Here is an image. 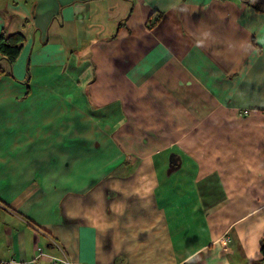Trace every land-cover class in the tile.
Returning a JSON list of instances; mask_svg holds the SVG:
<instances>
[{
	"label": "crops",
	"instance_id": "1",
	"mask_svg": "<svg viewBox=\"0 0 264 264\" xmlns=\"http://www.w3.org/2000/svg\"><path fill=\"white\" fill-rule=\"evenodd\" d=\"M0 262L264 264V0H0Z\"/></svg>",
	"mask_w": 264,
	"mask_h": 264
},
{
	"label": "trees",
	"instance_id": "2",
	"mask_svg": "<svg viewBox=\"0 0 264 264\" xmlns=\"http://www.w3.org/2000/svg\"><path fill=\"white\" fill-rule=\"evenodd\" d=\"M23 39L19 34H14L5 38L0 34V56L6 59L9 63L13 62L20 53ZM5 73V70L0 67V76ZM260 253L262 255L261 263H264V238L260 246Z\"/></svg>",
	"mask_w": 264,
	"mask_h": 264
},
{
	"label": "built area",
	"instance_id": "3",
	"mask_svg": "<svg viewBox=\"0 0 264 264\" xmlns=\"http://www.w3.org/2000/svg\"><path fill=\"white\" fill-rule=\"evenodd\" d=\"M63 262H64V264H74V263L69 262L67 260H64ZM0 264H13V261H10V262H0Z\"/></svg>",
	"mask_w": 264,
	"mask_h": 264
},
{
	"label": "bare ground",
	"instance_id": "4",
	"mask_svg": "<svg viewBox=\"0 0 264 264\" xmlns=\"http://www.w3.org/2000/svg\"><path fill=\"white\" fill-rule=\"evenodd\" d=\"M64 261V259H62V262ZM64 263V262H63Z\"/></svg>",
	"mask_w": 264,
	"mask_h": 264
}]
</instances>
